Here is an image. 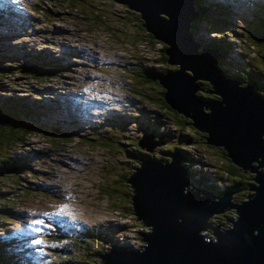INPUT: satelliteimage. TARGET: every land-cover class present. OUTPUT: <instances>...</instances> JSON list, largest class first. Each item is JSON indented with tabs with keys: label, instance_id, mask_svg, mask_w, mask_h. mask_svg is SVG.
Returning <instances> with one entry per match:
<instances>
[{
	"label": "rangeland",
	"instance_id": "1",
	"mask_svg": "<svg viewBox=\"0 0 264 264\" xmlns=\"http://www.w3.org/2000/svg\"><path fill=\"white\" fill-rule=\"evenodd\" d=\"M80 1L84 2L83 0ZM208 1H216L218 4L231 3L228 4V7L231 9L233 6L234 10L241 17H236V21L242 19V22L240 21L237 23L236 30H239L243 25L249 24L252 14L254 13V8L258 3L262 2L261 4H264V0H255L246 13H244L245 9H242L244 1L235 2V4H232L235 0ZM246 2L251 3V1L248 0H246ZM45 8L49 13V18H45L44 21H42L44 16H40L42 15L40 13H35L34 16L38 24L32 26L33 32H29L28 36H12V38L17 37L14 41L18 42V44L15 45L13 44L14 41H10L9 43L11 47L9 48V52L15 53L17 57H20L22 53L29 49H44L53 55L58 56V54H60V56H63V54L59 53V50H66L72 53L71 56H78V60L84 61V56H87V58L90 59L94 56L93 54L95 53L93 52L95 51H101L104 54H114L116 57L106 66L105 71L113 76L115 80H122V83L120 82V84L126 87V89L120 92L121 97L132 99L131 105L140 113V118L136 127L130 123L132 120H127V125L122 126L120 129H116L114 124H108L110 130L116 135L115 139L127 149L128 145L122 143V140H125L128 135L137 138V134H139V131H141L143 127L142 120L145 116L144 112H148L147 116H152L151 119L158 117L159 120H164L165 123H163V126L168 124L167 122H169L171 118L170 115L166 114L159 108L153 107V105L150 104L151 99L149 97L138 98L135 96L131 98L128 96V91H131V93L143 92L151 98H155L156 96L154 89H150L149 91H139L134 88L135 84L138 81H141L143 77L133 75V71L136 69L142 70L148 65L146 58L150 56L149 51H152L147 48L148 42L143 45L133 44L132 42L128 44L124 43L123 40H120L118 36L111 34L110 37L107 36L104 28L95 27L96 24L91 23V21L86 18L79 5L72 10L63 12L53 11L48 6H45ZM128 12H131V17H134V14H136L130 5H128ZM125 15L126 11L123 10L121 13L119 12L118 19L125 18L124 20L126 22L128 21V26L126 27H128L129 32V27H131L133 19L135 18H131L129 14L126 15V17ZM160 17L164 18L163 15ZM16 20H18V18L13 19V22ZM111 26L113 32L118 31L117 27L119 26L116 24V20H111ZM4 30L14 32L17 28H15L13 24H10L9 26L0 24V36L8 33L4 32ZM195 35L199 45H203L206 42V35H204L202 31L200 33L195 32ZM209 35L210 38H212L214 33L209 32ZM222 40L227 41L228 43H234L232 41L234 40L233 37L229 34L222 35L221 41ZM3 43L4 40L0 39V44ZM78 50H83L82 53L87 51V55L80 56L79 54H75ZM249 55L250 53L244 52L237 46L232 48L230 53L231 59L241 66L242 71H244L246 67H249L248 63L243 62V59ZM85 62L88 65L71 64L70 62H66L64 67L56 73H47L45 75L46 78L53 76V74H56V77L55 79L51 78L36 84L43 88L41 94L44 98H42L41 101L47 102L48 99L54 98L55 93L61 92L62 88L68 87L74 79L81 76L82 73L90 67L89 65H91L89 62ZM219 66L220 63L217 64V68H219ZM123 67H126V73L121 71V68ZM15 68L16 70H21V66L17 64L15 65ZM161 69H163V67H161ZM3 78H5L4 71L0 67V96H5L8 105L12 108L10 115L13 117V120L8 118H6V120L8 124H11L10 126H18L13 111V108L16 105V100L12 96L6 94L3 85ZM34 84L33 80H28L27 83L23 85L24 87H21V89L16 90L14 93L20 96L26 95V100L31 102L32 100H35V98H38L36 93L29 91V86H33ZM117 108L119 109L120 107L117 106ZM126 108L130 109L131 107L126 106ZM6 114H8L6 111H0V115H3L0 126V145H3L4 143L3 138L6 139V137H9L15 139L19 136L18 133L15 134L9 128V125L6 124ZM56 118V114L52 113L45 116L41 122L46 123L49 120H56ZM160 129L163 130L165 127H160ZM99 130H102V127ZM94 131L80 132L78 134L70 133L69 135H64L66 137H62L63 134L57 131H41L36 128L32 130L33 133H29L28 131L24 132L25 138L28 137V139L22 147H18L16 152L28 149L38 153V159L33 158L30 162L31 164L24 159H19L17 161H4L2 159L4 156H11L12 154L8 152H0V177L2 175L3 177L8 176L10 181H12V178L16 177L13 184L10 181L0 180V228H4L5 224L12 227L9 230L0 229V251L10 259L9 262L0 261V264H28L32 260L31 264H36V258L52 256L59 253L60 250H63V242L60 240L58 233L54 229L48 227L41 233L37 234L33 231L36 226L32 225V221L38 218H45L51 222L56 221L55 216L51 218L45 217L44 213L49 212H47V209L43 212L41 207L44 206V203L47 205L48 202L53 200V198L44 197L47 190L62 189L64 186H66L69 194L75 198L76 205L72 210L75 214L74 220L77 223H85L86 221L87 225L95 228L93 234L98 235H102V233L98 231L100 228L103 229L106 227L115 230V235L113 234V236H111L112 241H118L119 236L126 237V239L128 237V240H134L130 238L131 231L127 230L122 234H119L123 231L121 229L131 228L130 222L132 217L129 218L128 216L127 219V217L123 216L126 214L127 207L121 208L119 214L114 212L111 200L108 201L105 196L99 195L96 189L97 182H100V178L102 177L100 174L103 170L102 165L106 164L104 171L107 175L114 174L121 176L128 171V163L121 157H117L116 151L106 152L99 148L93 149L90 144V136H92V132ZM98 134L99 136L96 140L100 142H102V139L106 138L105 136L108 135L103 131H100ZM52 138L55 139L52 140ZM1 147L4 149L6 146ZM206 154V158H202V162L199 165V171L209 178L210 184L213 183L212 180H214V178H220L221 181L219 186L225 187L226 184L230 182L221 172L222 168L217 165L218 157L216 155V149H213L211 152L207 151ZM108 156H110L109 160ZM76 157L82 158L81 161L83 163L73 162L71 158ZM125 158H128V156H125ZM10 165H16L17 169L15 170V168ZM2 166L4 167L2 168ZM26 172H29L30 176H28ZM194 181L197 182L196 179H194ZM217 188L218 187H216V190ZM108 190L109 189H107V191ZM217 196H219L218 192L214 194L209 192V198L211 200L216 199ZM233 196H235V192L230 193V197ZM31 199L32 201H29ZM121 201L125 205L127 204L126 201ZM129 210L128 207V212ZM223 215L233 217L231 212L223 210L221 212H213L210 215V220L212 223H217L218 221H221ZM205 228L211 231L208 226H205ZM221 228L222 227L219 226L217 230L219 231ZM149 232H151L150 227L142 230L143 235H146ZM38 236L39 238H42L44 242L52 244V241H47L46 239L50 238L57 241L58 244L49 249H43L40 245L32 243V241ZM70 240L73 239L70 238ZM70 240L66 242V244L69 245V248L65 249V256L75 255L77 248L82 249L84 252L88 251V247L82 241L73 244L70 243ZM89 242L94 243L92 240ZM106 242L107 241L104 239L102 244L104 245ZM101 250H103V248ZM84 256L89 259L98 258V254L96 253L85 254ZM55 264H62V261L56 260Z\"/></svg>",
	"mask_w": 264,
	"mask_h": 264
},
{
	"label": "water",
	"instance_id": "2",
	"mask_svg": "<svg viewBox=\"0 0 264 264\" xmlns=\"http://www.w3.org/2000/svg\"><path fill=\"white\" fill-rule=\"evenodd\" d=\"M115 1L130 5L140 25L161 42L155 52H161L164 70H158L153 86L166 105L187 114L189 126L206 131L204 143L221 145L227 158L255 172L256 187L250 189L255 198L243 202L236 234L219 240L217 247L193 236L199 218L211 214L209 192L181 175L180 158H170L168 167L138 156L144 160L133 175L138 220L152 225L145 249L113 244L98 264H264V174L256 171L264 169V101L250 91L254 82L237 87L236 80L221 76L212 49L195 52L197 44L187 31L195 15L193 0ZM258 39L264 43V37ZM196 79L207 80L221 101L194 97ZM200 106L209 113L202 114ZM56 218L64 232L71 228V214Z\"/></svg>",
	"mask_w": 264,
	"mask_h": 264
},
{
	"label": "clouds",
	"instance_id": "3",
	"mask_svg": "<svg viewBox=\"0 0 264 264\" xmlns=\"http://www.w3.org/2000/svg\"><path fill=\"white\" fill-rule=\"evenodd\" d=\"M115 1V0H114ZM243 2L244 0H238L235 2ZM255 1V0H254ZM3 7H0V24L4 26H9L10 24H13L15 28L19 29L20 35L17 37H21L24 35H29L30 22L35 21L36 18L34 14L36 12H33L31 4H28V0H0ZM117 2V1H116ZM121 3V2H118ZM262 2L258 3L261 4ZM125 4V3H121ZM244 5V4H243ZM125 8L128 10V5L125 4ZM245 9V5H244ZM18 18V20L13 22V19ZM193 18V17H192ZM191 18V19H192ZM20 19V20H19ZM240 22V21H239ZM248 25V24H247ZM246 25V27H247ZM32 27V26H31ZM244 27V28H246ZM236 31H240L236 30ZM8 32L5 35L0 36V39L4 40V43L6 42L8 45H10V41H14L17 39V37L12 38L14 36L13 32ZM23 33V34H22ZM191 33V32H190ZM200 33V32H199ZM240 34L242 35L241 31ZM226 35V34H225ZM192 40L197 44V47L195 48V52L201 53L204 49H206L203 45H199V42L197 40L196 35L192 36ZM244 38H246V35H244ZM20 40V39H19ZM157 40V39H156ZM160 42L159 40H157ZM207 41V40H206ZM234 42L233 46H229L230 52H229V59L233 61L230 57V53L232 51V48L241 47V44L236 42L235 40H232ZM262 42V41H261ZM161 43V42H160ZM263 43V42H262ZM13 44L17 45L18 42L14 41ZM264 44V43H263ZM143 45V44H142ZM11 47V45H10ZM148 49H151L152 51H149L150 56L146 58L148 65L144 67L142 70H134L133 75L141 76L143 79L141 81H138L134 88L138 89L139 91H149L150 89H153L150 87L149 89L146 87L147 83L151 84L155 81L156 75L158 70H164V67L159 62V59L162 58L161 52H155V47H147ZM211 49V48H209ZM216 53V59L220 56L219 53L216 52L215 49H212ZM256 50V47L253 45H249V50L247 53H250L248 57H252V52ZM83 50H78L75 52V54L87 55V51L82 53ZM243 53L242 51H240ZM59 53L63 54V56H60V54L53 55L54 60H58L61 64L62 69L64 67V64L66 62H70L71 64H79V65H86L87 62L91 63L88 67V69L82 73L81 76H78L68 87L62 88L61 92L55 93L54 98L48 99L47 102L41 101L44 96H42V90L41 88V96L38 95L39 101H41L42 104L49 105L51 101H54L55 108L52 111L45 112L42 111L37 114V116L41 117V120L39 121L40 127H43V129L36 127V129H39L41 131H57L61 134H63L62 137H66L64 135L72 134H78L80 132H87V131H94L92 132V136H90V144L92 145V148H99L106 152L110 151H116V156L121 157L125 162L128 163V171H129V178L127 179L129 183V186L131 187V192L128 193L127 198L123 197H111L108 196L106 193L101 192L102 188H107L112 183L111 176L107 175L104 171L106 168V164L102 165L103 170L100 172L102 177L100 178V182H97L96 185L97 192L99 195L105 196L108 201L111 200V205H113V210L116 213H120V209L126 208V214H124V217L128 216L129 218L132 217L130 226L131 228H125L121 229L119 234H122L124 231H131V239L134 240H128V237H121L119 236L118 241H112L111 236L113 234L115 235V230H112L111 228L104 227L103 229L100 228L98 231L102 233V235H105L109 238L110 242H106L104 245L101 243L100 251L96 254H98V258H96L93 262V264H98L100 262V254L104 255L112 248V245L119 246L122 244H125L128 246V249L137 250L138 252L143 251L146 246V239L147 235H143L140 231L141 228H148L152 227V225L147 224L145 222H142L138 220V214H137V208L135 203V190H134V182H133V175H136L139 173L142 164L144 160H138V156L146 158L148 160L157 162L159 164L165 165L170 167V158H180V165H181V175L190 179V180H198L199 185H201L207 192H211V194H214L218 192L219 196L216 197L214 200H210V208H211V214L213 212H221L223 210H227L228 212H231L233 214L232 216L229 215H223L221 221H218L217 223H212L210 220V215L202 216L199 218L197 227L195 229L194 235L196 238H199L201 241L205 242H212L214 241V245L218 247V241L234 236L236 234L243 202H246L249 204V198H255L252 192L250 194L242 199L235 200L236 198V191L234 190H227L225 187H220L219 183L221 181L220 178H214L213 183L210 184L209 178L201 173L199 171V165L202 162V158H206L207 151H212L213 149H216L217 147L223 148L221 145L215 146L212 144H207L210 147V149L206 151H196L192 150L190 147L191 139L189 136L185 134L186 131L177 129L176 121L174 118V115L169 112L168 110H164L159 107L157 100L159 99V96H155V98H151L150 96H147L143 92H137V93H131V91H128V96L131 98L133 97H143V98H150L151 103L153 107L159 108L160 110L164 111L166 114L170 115V121L167 122L168 124L166 126H163V123H165L164 120H159L158 117H154L151 119L152 116H147L148 112H144L145 116L142 120L143 127L142 130L139 131V134H137V138L134 136L128 135L125 140H122V143L128 145V148L125 149L122 144H120L116 139V135L113 134V131L110 130V126L108 127V124H114L116 126V129H120L122 126H126L127 120H132L130 123L133 126H137L138 120L140 118L139 111L131 105L132 99L121 97L120 92L126 87L120 84L121 81H117L114 79L113 76L108 74L105 69L106 66L116 57L114 54H104L103 52L95 51L93 53L94 56L92 58H87V56H84V60H78V56H71L72 53L64 50L60 51ZM248 57L243 59V62L248 59ZM215 59V60H216ZM264 59V57H263ZM234 64H236L233 61ZM88 65V64H87ZM217 66V62H216ZM0 67L3 69L2 64L0 63ZM163 67V69H161ZM221 69V76L225 79H231L236 80L238 84H236L237 87L243 88L245 85H250L251 80H247V76H244V73H242L241 80L238 81L236 78L232 77V74L228 69H225L222 64H220L218 70ZM149 70V72H148ZM122 72L126 73V67L121 68ZM188 75H191V72L186 70L185 71ZM244 72V71H243ZM149 75V77H148ZM148 80V82H146ZM199 81H202V79H196L194 80V84L197 85V88L192 92V95L196 97L197 99L203 101V102H211V101H221V97L214 93L213 88L211 84L207 81L208 88L206 87L204 90L202 89L201 85L198 83ZM253 81V80H252ZM140 87V88H139ZM250 91L259 96L263 101L264 97L262 95L261 91H256L254 89V86H251ZM198 92H207L212 93L215 97L212 100H202L197 93ZM161 94V93H160ZM36 100V99H35ZM161 100L165 103L164 98L161 94ZM127 105H126V104ZM166 104V103H165ZM117 106L120 108L118 109ZM127 107H131L126 108ZM167 106V105H166ZM168 107V106H167ZM173 112L182 115L184 118H187V114H184L180 111H177L173 108L168 107ZM200 111L202 114L209 113V109L206 106H200ZM52 113L56 114V120H49L46 123H42L41 121L45 116H48ZM102 127V130H99ZM160 127L165 129H160ZM192 129L199 130L203 134H206V131L191 127ZM189 129V128H187ZM103 131L104 133H107L108 135L105 136L106 138L102 139L103 141H97L99 136V132ZM111 135V136H110ZM206 137V136H205ZM204 137V141H205ZM264 137V134L261 136V138ZM55 138H52V140ZM132 142H135L137 144V148H135L132 145ZM173 145V149H169L170 146ZM224 149V148H223ZM24 151L29 152L30 158L28 159V162L30 163L32 159H38V153L33 152L31 150L25 149ZM22 151L16 152V154H20ZM125 156H128V158H125ZM73 162L83 163L81 161L82 158H71ZM110 159V156H108V160ZM31 164V163H30ZM257 172H261L264 174V169H256ZM223 175H225L224 171L221 170ZM29 176V172H26ZM256 174V173H255ZM63 187V186H62ZM216 187L217 190H216ZM256 185L253 187H250V189L255 188ZM53 191L56 192L55 195ZM235 192V196L230 197V193ZM45 198H53L52 201L48 202L46 206L47 209L51 211H58L59 208L62 205H67L66 212L63 214H71L72 215V225L71 228L64 232L61 228V221H58L56 218L55 222H51L49 220H46L47 223L50 224L49 228L54 229L58 236L60 237V240H62L63 250H60V254L65 257L66 248H69V245L66 244V242L71 238L75 237L77 240L75 242H72L73 244L77 242H83L89 249V247L95 246L94 243H90V240H86L83 236H89L93 234L94 232H89V227H92L95 231V228L93 226L87 225V222L85 223H77L74 220V212L72 208L76 205L75 198L69 194L66 186H64L62 189H50L47 190V192L44 194ZM126 201V205L121 201ZM134 203V204H132ZM129 207V212H128ZM15 218V217H14ZM225 220V221H224ZM208 222L209 225L206 224ZM205 226H208L211 231H209ZM219 226L225 227V233L222 237H219L222 234V228L221 230H217ZM9 225L5 226V229H11ZM214 234V236H213ZM98 235V234H96ZM91 238V237H90ZM47 241H52V244L48 242H44L40 247L43 248H51L58 244L57 241H54L50 238H46ZM106 241V240H105ZM7 242V241H4ZM71 243V242H70ZM66 244V245H65ZM65 245V246H64ZM144 247V248H143ZM103 248V250H101ZM78 249H76V254L74 256H77L79 253V256L86 258L84 255L86 254L82 249L84 253L78 252ZM94 253V252H93ZM69 256V255H66ZM56 260L63 261V258L61 256H47L40 258L36 264H55ZM65 260V258H64ZM33 261V260H32ZM32 261H30L28 264H31ZM86 264V263H82Z\"/></svg>",
	"mask_w": 264,
	"mask_h": 264
},
{
	"label": "trees",
	"instance_id": "4",
	"mask_svg": "<svg viewBox=\"0 0 264 264\" xmlns=\"http://www.w3.org/2000/svg\"><path fill=\"white\" fill-rule=\"evenodd\" d=\"M83 1L84 2H81L80 0H28V4H31L33 12L40 13L42 14L40 16H44L42 21H44L45 18H49V13L45 6L50 7V9L53 11L63 12L72 10L79 5L86 18L91 21V23L96 24L95 27L104 28L105 34L109 37L110 34L118 36L120 40H123L124 43L128 44L131 42L133 44H146L148 42V47H155V44H161L155 38H152L150 32L145 28V26L140 25L138 18H136V14H134V17H131V12H128L127 8H125V4L118 3L114 0ZM248 1H251V3H247L246 0H244V13H246L249 7L254 3V0ZM228 4L231 3L218 4L216 1L193 0L192 7L195 15L189 23L190 32L192 36H195V32H201L202 30H205L202 32L204 35H206V37L207 34L205 32H213V37L206 41L203 46L205 48L215 49L216 52L220 54V56L216 59L217 64H222L225 69L230 71L232 77L236 78L238 81L241 80V74L244 73V76H247L248 81L253 80L255 84L254 89L258 92L261 91L264 97V44L258 39L260 36L264 37V4H258L254 8V13L252 14L251 20L247 27L240 28L242 35L240 34V31H236L237 23L239 21L242 22V19L236 21V17L240 16L234 10L233 6L230 9ZM232 4H235V1H233ZM123 10L126 11V15L129 14L131 18H135L133 19V24L131 27H129V32L128 27H126L128 26V21L126 22L124 20L125 18L118 19V13H121ZM111 20H116V24L120 27H117V32H113L111 30ZM37 24L38 23L35 21L30 22L31 26H35ZM31 26L29 27V30L33 32V27ZM225 34H229L236 42L240 43L244 52H248L249 45L256 47V50L252 52L253 56L248 57V59L245 61V63H248L249 67H246L244 72L241 70V66L239 64H234L233 61L229 59V45L232 47L234 43H228L224 40L221 41L222 35ZM244 35H246V38H244ZM9 48L10 45H8L6 42L0 44V63L2 64L4 76L7 80V83L3 82L6 94L12 96L16 100V105L13 108V111L15 113L18 126H10L11 124L7 123L6 118L13 120V117L10 115L12 108L8 105L7 98L5 96H0V111H6L8 113L5 115V122L9 125V128L15 134L18 133L19 136L15 139L5 136L6 139L3 138V145H0V152L2 151L12 154L11 156H4V158H2L4 161H17L19 159H24L28 162V159L31 155L29 152L22 151L20 154H16L18 147H22L28 139V137L25 138L24 132L28 131L29 133H33L32 130L36 127L43 129V127H40L39 125L41 117L37 116V114L42 111H52L55 108V102L51 101L49 105H46L37 100L38 98H35L36 100H32L30 102L26 100V95L20 96L16 95L14 92L18 89H21V87H24L23 85L26 84L28 80H33L35 84L33 86H29V91L41 96V88L36 84L51 78L55 79L56 74H53V76L49 78H46L45 75L47 73H56L62 66L58 60H54V57L51 53L44 49H29L22 53L20 57H17L15 53L9 52ZM159 62L163 66L162 58L159 59ZM16 64L21 66V70H16ZM146 82H148V80H146ZM198 83L201 85L203 90L208 86L206 80L199 81ZM153 84L154 82L151 84L147 83L146 87L148 89L152 87L156 92V96H159V99L157 100L159 107L164 110H168L174 115L177 129L186 131L185 134L191 139L190 148L198 152L210 149V147L204 143V137L206 134H203L199 130L192 129L191 126H189L188 118H184L182 115L170 110L161 100V92L159 87L153 86ZM197 95L202 100H212L215 97L212 93L207 92H198ZM132 145L137 148V144L135 142H132ZM1 146L6 147L3 149ZM169 149H173V145L170 146ZM216 155L218 157L217 165L222 168L226 178L230 182L226 184L225 188L227 190L232 189L236 191L235 200L248 196L251 192L250 187L256 185V182L254 181V177L256 175L255 172H252L251 170H248L247 168L227 158L225 149L221 147L216 148ZM254 166H256V164L251 163V167ZM3 167L4 166H2V168ZM111 175L112 176L110 179L112 183L108 187L109 190L107 191V188H102L101 192H104L111 197L117 198L118 196L127 198L126 195L131 192V187L129 186V183H127L129 171L121 176L114 174ZM1 179L2 181H10L8 176H1L0 180ZM15 180L16 177L12 178V181L10 182L13 184V181ZM196 181L198 183V180ZM206 224L209 225L208 222H206ZM5 226L3 230H5ZM89 232H94L92 227H89ZM83 237L86 240H92L96 243L95 246L89 247L88 251L85 252L86 254H92L93 252L98 253L100 251V247L102 246L101 243L104 241V239L110 242L109 238L105 235L93 234L91 236ZM71 239H73L74 242L77 240L75 237H71ZM43 249L48 248L43 246ZM78 252L84 253L80 249H78ZM58 255L63 258L62 264H93L95 260L93 258H83L79 256V253L77 256L69 255L65 257H63L60 253H56V256ZM0 261L9 262L10 259L6 257L2 251H0Z\"/></svg>",
	"mask_w": 264,
	"mask_h": 264
},
{
	"label": "snow or ice",
	"instance_id": "5",
	"mask_svg": "<svg viewBox=\"0 0 264 264\" xmlns=\"http://www.w3.org/2000/svg\"><path fill=\"white\" fill-rule=\"evenodd\" d=\"M66 209H67V205H62L58 211L54 212V213H44V216L45 217H59L61 216L63 213L66 212ZM32 225H35L36 227L33 229V231H35L37 234L41 233L45 228H48L50 227V224L49 223H46L44 219H34L32 221ZM33 244L35 245H42L44 243L43 239L42 238H39V236L34 239L32 241Z\"/></svg>",
	"mask_w": 264,
	"mask_h": 264
},
{
	"label": "bare ground",
	"instance_id": "6",
	"mask_svg": "<svg viewBox=\"0 0 264 264\" xmlns=\"http://www.w3.org/2000/svg\"><path fill=\"white\" fill-rule=\"evenodd\" d=\"M160 15V13H158L157 14V18H158V16ZM189 26V25H188ZM187 26V31L188 32H190V26L188 27ZM3 82H5V83H7V80L5 79V78H3ZM11 167H13V168H15V170L17 169V166L16 165H10ZM3 176V175H2ZM29 176H30V174H29ZM5 180V179H4ZM5 181H7V180H5ZM29 201H32V199L31 200H29ZM41 209H42V211L43 212H45V210L47 209L46 208V206H45V203H44V206H42L41 207ZM43 217V216H42ZM44 220H45V222H46V219L45 218H43ZM47 223V222H46ZM222 227V234L219 236V237H222L223 235H224V233H225V227L224 226H221ZM151 229H152V227H150ZM4 228H2L1 230H3ZM142 230H144V228H141L140 229V231H141V233H142ZM145 235V234H144ZM147 236H149L150 235V232L149 233H147L146 234ZM70 240V239H69ZM70 242L72 243V242H74L73 240H70ZM144 248V247H143ZM145 249V248H144ZM41 257H38V258H36V262L40 259Z\"/></svg>",
	"mask_w": 264,
	"mask_h": 264
}]
</instances>
